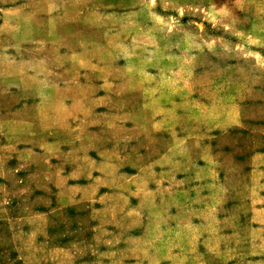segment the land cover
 <instances>
[{"label":"rangeland","instance_id":"1","mask_svg":"<svg viewBox=\"0 0 264 264\" xmlns=\"http://www.w3.org/2000/svg\"><path fill=\"white\" fill-rule=\"evenodd\" d=\"M0 264H264V0H0Z\"/></svg>","mask_w":264,"mask_h":264}]
</instances>
